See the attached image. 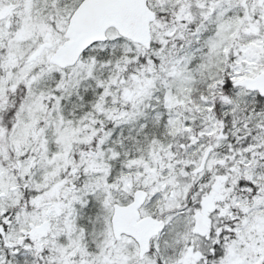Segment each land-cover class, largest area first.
<instances>
[{
    "label": "snow or ice",
    "instance_id": "6c2138e0",
    "mask_svg": "<svg viewBox=\"0 0 264 264\" xmlns=\"http://www.w3.org/2000/svg\"><path fill=\"white\" fill-rule=\"evenodd\" d=\"M0 264H264V0H0Z\"/></svg>",
    "mask_w": 264,
    "mask_h": 264
}]
</instances>
